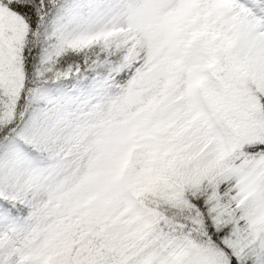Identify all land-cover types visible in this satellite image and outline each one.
Segmentation results:
<instances>
[{"label": "snow or ice", "instance_id": "snow-or-ice-1", "mask_svg": "<svg viewBox=\"0 0 264 264\" xmlns=\"http://www.w3.org/2000/svg\"><path fill=\"white\" fill-rule=\"evenodd\" d=\"M0 264H264V0H0Z\"/></svg>", "mask_w": 264, "mask_h": 264}]
</instances>
